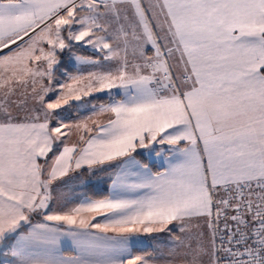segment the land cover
<instances>
[{
  "label": "snow or ice",
  "instance_id": "6c2138e0",
  "mask_svg": "<svg viewBox=\"0 0 264 264\" xmlns=\"http://www.w3.org/2000/svg\"><path fill=\"white\" fill-rule=\"evenodd\" d=\"M0 264H264V0H0Z\"/></svg>",
  "mask_w": 264,
  "mask_h": 264
},
{
  "label": "crops",
  "instance_id": "0c3cea01",
  "mask_svg": "<svg viewBox=\"0 0 264 264\" xmlns=\"http://www.w3.org/2000/svg\"><path fill=\"white\" fill-rule=\"evenodd\" d=\"M155 235H159V234H155Z\"/></svg>",
  "mask_w": 264,
  "mask_h": 264
}]
</instances>
